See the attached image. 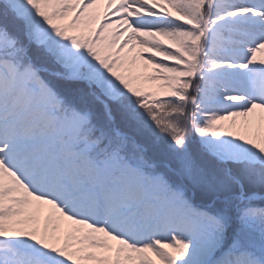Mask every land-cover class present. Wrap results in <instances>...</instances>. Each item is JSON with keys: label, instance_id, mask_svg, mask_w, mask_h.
Returning <instances> with one entry per match:
<instances>
[{"label": "snow or ice", "instance_id": "6c2138e0", "mask_svg": "<svg viewBox=\"0 0 264 264\" xmlns=\"http://www.w3.org/2000/svg\"><path fill=\"white\" fill-rule=\"evenodd\" d=\"M0 264H264V0H0Z\"/></svg>", "mask_w": 264, "mask_h": 264}]
</instances>
